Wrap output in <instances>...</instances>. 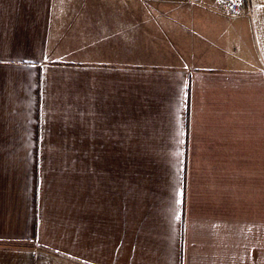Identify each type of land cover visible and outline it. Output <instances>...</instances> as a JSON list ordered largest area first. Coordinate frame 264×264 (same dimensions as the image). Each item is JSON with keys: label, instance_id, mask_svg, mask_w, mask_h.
Segmentation results:
<instances>
[{"label": "crops", "instance_id": "0c3cea01", "mask_svg": "<svg viewBox=\"0 0 264 264\" xmlns=\"http://www.w3.org/2000/svg\"><path fill=\"white\" fill-rule=\"evenodd\" d=\"M0 0V264H264V0Z\"/></svg>", "mask_w": 264, "mask_h": 264}, {"label": "built area", "instance_id": "2783aa9c", "mask_svg": "<svg viewBox=\"0 0 264 264\" xmlns=\"http://www.w3.org/2000/svg\"><path fill=\"white\" fill-rule=\"evenodd\" d=\"M180 2H194L195 0H177ZM226 10L230 17L252 16L251 0H216Z\"/></svg>", "mask_w": 264, "mask_h": 264}]
</instances>
